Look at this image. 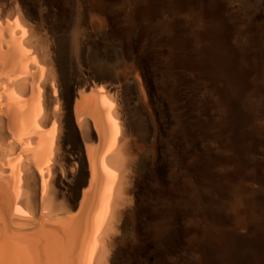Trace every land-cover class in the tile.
I'll use <instances>...</instances> for the list:
<instances>
[{"label":"bare ground","instance_id":"6f19581e","mask_svg":"<svg viewBox=\"0 0 264 264\" xmlns=\"http://www.w3.org/2000/svg\"><path fill=\"white\" fill-rule=\"evenodd\" d=\"M138 21L124 0H0V264H156L199 206L200 45L184 26L140 45Z\"/></svg>","mask_w":264,"mask_h":264},{"label":"rangeland","instance_id":"374dc122","mask_svg":"<svg viewBox=\"0 0 264 264\" xmlns=\"http://www.w3.org/2000/svg\"><path fill=\"white\" fill-rule=\"evenodd\" d=\"M124 1L139 15L140 45L181 26L188 50L200 45L203 188L156 264H264V0Z\"/></svg>","mask_w":264,"mask_h":264}]
</instances>
